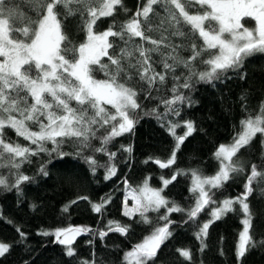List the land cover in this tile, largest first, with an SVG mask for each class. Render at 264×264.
<instances>
[{
	"label": "snow or ice",
	"instance_id": "snow-or-ice-1",
	"mask_svg": "<svg viewBox=\"0 0 264 264\" xmlns=\"http://www.w3.org/2000/svg\"><path fill=\"white\" fill-rule=\"evenodd\" d=\"M157 4L167 13L165 19L172 35L190 39L189 57H181L178 46L166 44L167 37L162 36L157 40L145 35L144 25L149 22L153 6ZM118 7L123 8V0H0V168L15 170V181L9 183L6 177L0 176V187L6 190L14 187L20 191V185L29 181L30 177L20 173L19 169L30 156L39 152L51 156L52 152H56L62 158L68 153L58 149L66 141L73 142L83 151L91 146L90 142L96 138L100 128H106V132L100 137L101 146L95 151L106 153L109 161L114 160L115 153L108 152L107 145L114 138L132 132L136 110L141 107L137 90L125 82L132 78L129 74L131 69H135L139 79L152 88L157 79L163 84L167 72H175L177 66H182L187 70V76L179 87L191 89L193 78L211 83L230 70L241 68L245 59L255 53H264V0H147L146 6L137 11L120 30L114 31L110 27L104 32H95L97 20L113 16ZM193 8L196 10L190 11ZM61 10L65 17L79 12L83 20L86 37L78 46L72 45L62 30ZM140 17L143 23L138 19ZM249 22H254V27H247ZM181 25L187 27V32ZM112 37L124 42L118 52L109 51L114 49L116 43L110 40ZM136 37L152 47L135 44ZM197 40L202 43L198 45ZM162 44L170 50L162 53L165 73H156L152 70L150 57L153 52H161ZM135 53L138 55L134 58ZM104 57L108 58L107 63L102 62ZM198 58L205 65L204 71H196L194 62ZM96 71L103 72L106 79H96ZM172 93L171 99L163 101L166 108L163 115L179 116V105L187 102L190 106L192 101L190 96L182 94L176 87ZM153 112L157 110L154 108ZM157 118H161L159 113ZM29 122L36 124L38 130H31ZM181 126L186 131L183 135H177L176 128ZM6 128L14 130L18 137L30 141L36 148L6 141ZM239 128L232 142L220 145L215 152L219 162L215 175L205 176L198 170L191 172L190 190L195 200L189 209L170 203L162 195L163 190L151 188L147 180L140 188L127 190L134 207L129 210L126 199L124 215L129 218L138 215L140 222L149 226V234L124 253L123 264H155L159 249L172 235L169 229L174 221L169 216L186 212L188 220L195 221L205 207L216 203L213 190L221 188L233 173L243 171L233 159L237 153L249 146L257 136L264 148V103L255 115L249 113L242 119ZM168 131L174 137L178 150L187 136L195 131V126L190 121L183 125L169 121ZM49 142L56 148L49 150L45 146ZM124 151L130 154L131 148ZM85 161L94 173L97 161L91 156L85 157ZM174 162L175 150L167 162L155 161L161 168H168ZM116 171L114 164L107 166L105 179H111ZM40 172L48 175L44 167ZM182 174L187 173L177 172L171 180L163 181L164 186ZM254 183L264 189V167L258 170L256 165H252L243 196L236 200L224 199L212 210V221L197 226L196 238L201 241L202 247L210 223L234 211L236 203H239L245 216L239 235L238 257L244 256L249 245H255L250 234L252 217L247 203ZM107 203H110V199L94 204L93 210L99 213ZM161 208L166 209V213H161L154 222L149 213H160ZM160 220L164 221L163 225L159 223ZM109 230L127 235L129 228L110 221ZM88 231L83 227L69 226L41 235L54 236L57 243L66 247V255L73 257L76 253L72 244L76 237ZM20 234L24 236V233ZM99 235L103 238L107 232ZM9 250V245L0 243V258ZM179 253L191 260L189 250H179ZM83 264L89 262L84 261Z\"/></svg>",
	"mask_w": 264,
	"mask_h": 264
},
{
	"label": "trees",
	"instance_id": "trees-1",
	"mask_svg": "<svg viewBox=\"0 0 264 264\" xmlns=\"http://www.w3.org/2000/svg\"><path fill=\"white\" fill-rule=\"evenodd\" d=\"M146 4L147 0H123V8L118 7L113 16L98 19L94 31L101 33L110 27L114 31L120 30ZM195 10L190 9L192 12ZM166 16L160 4L154 5L149 22L144 25L145 35L157 40L167 37L166 44L178 46L179 55L189 57L190 39L172 35ZM60 19L62 30L72 45L78 46L85 41L86 33L79 12L65 17L61 10ZM138 19L143 23L142 17ZM246 26L254 27V22ZM181 27L187 32L186 26ZM110 40L116 41L110 53L118 52L124 46L118 38ZM196 42L198 45L202 43L199 40ZM134 43L152 47L139 37L134 38ZM160 48L161 52L151 54L150 63L154 72L165 73L162 53L170 49L163 44ZM136 55L138 53L134 54V58ZM102 62L107 63L108 58L104 57ZM194 64L197 72L205 70L200 58ZM129 74L132 78L125 82L137 90L141 107L136 110L132 132L114 138L107 145V151L115 153L114 160L109 161L106 153L95 151L101 146L100 137L106 132V128H100L96 138L91 140V146L83 151L73 142L66 141L58 149L68 153L62 158L56 152H52L51 156L46 152L30 156L19 169L20 173L30 177L29 181L20 185V191L14 187L11 190L0 187V243L10 246L9 252L0 258V264H83L84 261L89 264H123L124 253L149 234V226L141 223L138 215L129 218L123 214L125 188L138 189L147 180L151 187L162 189L163 196L170 203L189 209L195 200L190 190L191 172L198 170L205 176L217 173L219 162L214 154L218 147L231 143L234 134L240 131L239 122L249 113L255 115L264 103V53H255L245 59L241 68L230 70L211 83L193 78L191 89L179 87L187 76V70L182 66H177L175 72H167L163 84L157 79L152 88L139 79L135 69H131ZM94 76L106 79L101 71H96ZM174 87L190 96L192 103L190 106L187 102L179 105V116L163 115L166 112L163 101L172 98ZM157 113L161 118H157ZM169 121L181 125L190 121L195 126V131L187 136L178 150L174 137L168 131ZM29 126L33 131L38 130L36 124L29 122ZM185 131L183 126L176 128L177 135H183ZM4 137L14 144L36 148L10 128L5 129ZM45 146L49 150L56 148L50 142ZM129 147L130 154L124 151ZM174 150L175 162L170 167L163 170L154 164L156 160L167 162ZM87 156L97 161L94 173L85 161ZM233 159L243 171L233 173L221 188L213 190L216 203L205 207L195 221H189L186 212L169 216L174 221L169 229L172 235L159 249L155 264H264V189L255 183L247 200L252 217L250 234L255 245H249L243 257L237 255L245 218L239 203L234 204V211L210 223L203 247L196 238L197 226L211 220L214 206L224 199L236 200L243 196L251 166L256 165L258 170L264 167V148L261 147L260 137L241 149ZM110 164H114L117 171L111 179H105ZM42 167L46 168L47 176L41 174ZM177 172L187 174L177 175L165 187L163 181L171 180ZM0 176L13 183L15 170L0 168ZM109 199L110 203L101 212L93 210L94 204ZM65 208L67 211H64ZM161 213H166V209L161 208L160 213H149V216L156 222ZM110 221L128 226L127 235L109 230ZM159 223L163 225L164 221ZM69 226L90 230L76 237L72 244L76 253L73 257L66 255V247L57 243L54 236L41 235ZM101 232H107V235L101 238ZM179 250H189L191 260L182 257Z\"/></svg>",
	"mask_w": 264,
	"mask_h": 264
},
{
	"label": "rangeland",
	"instance_id": "rangeland-1",
	"mask_svg": "<svg viewBox=\"0 0 264 264\" xmlns=\"http://www.w3.org/2000/svg\"><path fill=\"white\" fill-rule=\"evenodd\" d=\"M108 107H110V106H108ZM229 144H230V143H229ZM224 145H228V144H224ZM217 150H218V149H217ZM215 174H216V173H215ZM215 174H214V175H215ZM143 184H144V183H143ZM143 184H142V185H143ZM142 185H141V186H142ZM141 186H140V187H141ZM149 186H150V185H149ZM140 187H139V188H140ZM150 187H151V186H150ZM151 188H153V187H151ZM128 189H132V188H130V187H128V186L125 188V196H124V202H123V208H122L123 214H124V211L126 210V209H125V200H126V199H127V208L130 210L131 208L134 207V201H133V199L131 198V196H128V195H127V190H128ZM153 189H159V188H153ZM162 195H163V194H162ZM231 200H233V199H231ZM222 201H223V200H222ZM222 201H221L218 205L214 206V207L211 209V212H212V210H213L214 208H216L217 206H219V205L222 203ZM211 217H212V216H211ZM210 221H212V218H211ZM242 230H243V228H242ZM241 232H242V231H241ZM241 232H240V233H241ZM238 243H239V241H238Z\"/></svg>",
	"mask_w": 264,
	"mask_h": 264
},
{
	"label": "water",
	"instance_id": "water-1",
	"mask_svg": "<svg viewBox=\"0 0 264 264\" xmlns=\"http://www.w3.org/2000/svg\"><path fill=\"white\" fill-rule=\"evenodd\" d=\"M154 164H156L159 168H161V167L159 166V164H157V163H155V162H154ZM161 169L164 170V169H166V168H161Z\"/></svg>",
	"mask_w": 264,
	"mask_h": 264
}]
</instances>
